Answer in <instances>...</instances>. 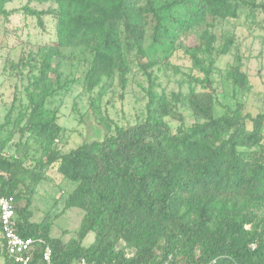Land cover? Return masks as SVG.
<instances>
[{
	"label": "trees",
	"instance_id": "trees-1",
	"mask_svg": "<svg viewBox=\"0 0 264 264\" xmlns=\"http://www.w3.org/2000/svg\"><path fill=\"white\" fill-rule=\"evenodd\" d=\"M10 1L0 0V16L5 21L16 12L4 8ZM49 1L56 7L20 9L35 18L39 27L44 26L45 16L55 23V40L26 58L37 75L25 88L26 114L18 128L20 143L35 140L43 147L42 155L27 167L25 155H7L6 143L0 142V195L15 200L19 235L35 240L28 264H45L46 247L51 250L52 264L80 259L88 264H264V111L251 116L237 105L236 109L226 107L216 117L210 80L213 62L204 68L198 58L201 48L212 52L216 35L211 29L216 24L237 19L241 13L254 22L255 12L264 11V3ZM141 2L143 7L135 10ZM203 23L210 31L204 30L198 46L186 53L193 67L203 73L185 81L203 88L186 96L196 119L187 126L166 96L153 92L149 70L157 62L149 57L166 51L172 31L186 33ZM230 42L224 41L221 53ZM65 48L88 51L81 81L87 92L99 87L103 79L109 82L115 77L124 88L130 71L128 54L134 52L149 82L144 116L131 125H114L101 141L60 151L64 130L58 123L59 107L79 83L63 80L60 64L55 62ZM231 77L235 85H246L239 65L233 67ZM167 118L179 121L175 131ZM49 169L75 185L64 207L83 211L76 238L67 242L51 236V223L31 221L35 187ZM89 234L93 241L84 245ZM0 258L4 264H15L1 233Z\"/></svg>",
	"mask_w": 264,
	"mask_h": 264
},
{
	"label": "rangeland",
	"instance_id": "rangeland-1",
	"mask_svg": "<svg viewBox=\"0 0 264 264\" xmlns=\"http://www.w3.org/2000/svg\"><path fill=\"white\" fill-rule=\"evenodd\" d=\"M247 1L264 3V0ZM143 3H136L134 9L142 8ZM25 6L40 11L56 5L49 0H11L4 8L16 12H12L8 21L0 16V142L6 143L4 150L7 155H25L23 159L28 167L33 164V159L42 155L43 147L29 138L27 144L23 145L25 139L20 143L18 133V128L23 124L22 118L26 114L25 88L30 79L37 75L36 69L26 63V58L29 52H37L39 47L55 40V23L51 16H45L44 26L39 27L35 18L26 16L20 10ZM207 27L206 23H203L201 28L188 30L186 33L172 31L166 40V51H159L156 56L149 57L151 61L157 62L149 70L153 79V92L156 96H166L167 101L183 116L187 126L193 124L196 119L187 107L186 96L191 90L200 92L203 88L199 84H189L185 81L188 76L202 77L203 73L193 67L186 53L198 46L202 32L210 31ZM211 31L216 35L213 50L211 53H205L201 48L198 58L204 68L213 62L210 80L214 91V115L220 117L226 107L236 109L237 105L242 107L244 114L251 116L263 112L264 11L258 9L255 12L254 22L241 13L237 19L219 22ZM228 39L231 42L227 51L221 53V47ZM147 44L148 39L145 46ZM61 53L62 57L55 62L60 64L62 79H76L79 83L62 99L59 107L58 123L64 130L58 143L60 151L68 152L84 142L101 141L114 125H131L144 116L149 82L136 64L134 52L128 54L130 71L127 73L124 88L115 77L109 82L103 79L99 87L92 92H87L81 85L88 67V51L82 48H65ZM235 65H239L246 76L244 87L237 86L232 81L231 72ZM173 67L178 72H175ZM166 120L175 131L179 121L174 118ZM74 186L54 169H49L44 180L35 187L36 194L30 207L31 221L51 223V236L64 242L76 238L83 217V211L80 209L64 207V200ZM22 205L23 202L19 203L18 207ZM93 237V234H89L83 244L89 245ZM0 264H4L3 258H0Z\"/></svg>",
	"mask_w": 264,
	"mask_h": 264
},
{
	"label": "built area",
	"instance_id": "built-area-1",
	"mask_svg": "<svg viewBox=\"0 0 264 264\" xmlns=\"http://www.w3.org/2000/svg\"><path fill=\"white\" fill-rule=\"evenodd\" d=\"M16 203L12 196L0 195V233L4 241V248L15 264H28L32 257L35 240L23 238L16 230ZM45 264H52L51 250L46 247L42 253ZM71 264H88L80 259Z\"/></svg>",
	"mask_w": 264,
	"mask_h": 264
}]
</instances>
